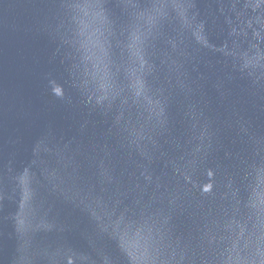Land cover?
Instances as JSON below:
<instances>
[{
  "label": "water",
  "instance_id": "water-1",
  "mask_svg": "<svg viewBox=\"0 0 264 264\" xmlns=\"http://www.w3.org/2000/svg\"><path fill=\"white\" fill-rule=\"evenodd\" d=\"M0 264H264V0H0Z\"/></svg>",
  "mask_w": 264,
  "mask_h": 264
}]
</instances>
